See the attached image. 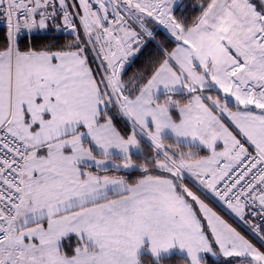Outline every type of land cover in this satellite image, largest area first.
<instances>
[{
    "label": "snow or ice",
    "instance_id": "obj_1",
    "mask_svg": "<svg viewBox=\"0 0 264 264\" xmlns=\"http://www.w3.org/2000/svg\"><path fill=\"white\" fill-rule=\"evenodd\" d=\"M0 27V264H264V0H0Z\"/></svg>",
    "mask_w": 264,
    "mask_h": 264
},
{
    "label": "trees",
    "instance_id": "obj_2",
    "mask_svg": "<svg viewBox=\"0 0 264 264\" xmlns=\"http://www.w3.org/2000/svg\"><path fill=\"white\" fill-rule=\"evenodd\" d=\"M3 34V29H2V27H0V35H2Z\"/></svg>",
    "mask_w": 264,
    "mask_h": 264
},
{
    "label": "crops",
    "instance_id": "obj_3",
    "mask_svg": "<svg viewBox=\"0 0 264 264\" xmlns=\"http://www.w3.org/2000/svg\"><path fill=\"white\" fill-rule=\"evenodd\" d=\"M217 210H219V208H217ZM221 214H222V215H224V213H223V212H221ZM227 217H228V216H227ZM227 217H225V218H227ZM230 222H232V221L230 220Z\"/></svg>",
    "mask_w": 264,
    "mask_h": 264
},
{
    "label": "rangeland",
    "instance_id": "obj_4",
    "mask_svg": "<svg viewBox=\"0 0 264 264\" xmlns=\"http://www.w3.org/2000/svg\"><path fill=\"white\" fill-rule=\"evenodd\" d=\"M225 217H227V215ZM226 219H228V217Z\"/></svg>",
    "mask_w": 264,
    "mask_h": 264
}]
</instances>
